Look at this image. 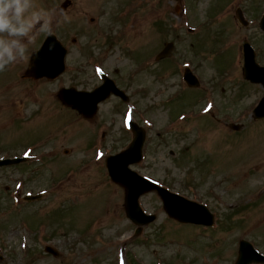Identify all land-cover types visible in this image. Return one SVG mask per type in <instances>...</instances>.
<instances>
[{"label":"rangeland","instance_id":"1","mask_svg":"<svg viewBox=\"0 0 264 264\" xmlns=\"http://www.w3.org/2000/svg\"><path fill=\"white\" fill-rule=\"evenodd\" d=\"M64 1L33 3L52 13V30L68 49L65 72L53 80L22 77L48 34L40 31L23 60L0 70V158L27 155L32 163L25 172L0 169V264H234L241 239L264 253V119L252 117L264 89L244 80L241 54L248 40L264 64L256 19L264 0H184L179 11L174 0H72L63 11ZM237 7L250 28L237 22ZM144 61L151 68L142 69ZM185 66L200 87L185 84ZM98 68L130 102L111 95L92 118L69 111L59 88L92 89ZM130 117L147 133L135 170L206 204L213 227L181 224L148 193L140 203L157 219L135 234L124 189L105 166L107 155L131 141ZM29 193L43 196L26 204Z\"/></svg>","mask_w":264,"mask_h":264},{"label":"water","instance_id":"2","mask_svg":"<svg viewBox=\"0 0 264 264\" xmlns=\"http://www.w3.org/2000/svg\"><path fill=\"white\" fill-rule=\"evenodd\" d=\"M71 2L66 0L62 8L65 10ZM239 21L248 26L249 22L240 8L236 11ZM260 27L264 31V15L260 22ZM51 45V47H50ZM243 53L245 64L243 67L244 77L252 82L261 83L264 86V66H260L255 61V52L248 42L243 45ZM66 50L55 39L50 36L47 39L43 49L32 56L30 66L26 72V76L39 78L47 76L49 78L59 75L64 70V57ZM185 80L190 86H198V79L191 73L189 69L185 72ZM111 91L120 94L127 99L122 91L117 90L114 83L106 79L105 84L92 92H78L75 89H62L59 97L73 108L78 109L84 115L90 117L97 111L98 103L107 98ZM254 118H264V96L259 104L255 107ZM134 132V139L131 145L124 151L109 156L107 166L112 179L121 184L125 188V207L127 216L135 223L144 225L153 221L156 216L154 214L147 215L139 204V197L149 191H157L161 196L164 208L169 216L181 222H193L197 224L212 225L214 215L209 209L200 203L188 200L166 188L146 179L134 170L129 168L130 164L140 161L142 158V148L145 140V131L135 123H131ZM234 129L241 126L232 124ZM18 159L0 161V165L18 162ZM35 198V196L28 197ZM46 251L58 255V252L52 247L47 246ZM253 262H264V256L258 253L252 244L246 240H241L239 248V256L236 264H250Z\"/></svg>","mask_w":264,"mask_h":264},{"label":"clouds","instance_id":"3","mask_svg":"<svg viewBox=\"0 0 264 264\" xmlns=\"http://www.w3.org/2000/svg\"><path fill=\"white\" fill-rule=\"evenodd\" d=\"M59 16L66 19L62 11ZM34 31L54 35L52 13L33 0H0V70L25 58Z\"/></svg>","mask_w":264,"mask_h":264},{"label":"flooded vegetation","instance_id":"4","mask_svg":"<svg viewBox=\"0 0 264 264\" xmlns=\"http://www.w3.org/2000/svg\"><path fill=\"white\" fill-rule=\"evenodd\" d=\"M185 4V2H184V0L182 1V2H180V3H178V6L180 7L179 8V10L183 7V5ZM189 7V6H188ZM42 39V38H41ZM41 41V40H40ZM39 41V42H40ZM39 44V43H38ZM37 47V46H36ZM36 47H34L33 49H32V52L36 49ZM28 57H29V55H28ZM28 60H29V58H28Z\"/></svg>","mask_w":264,"mask_h":264}]
</instances>
